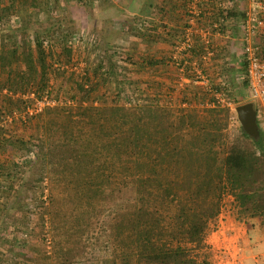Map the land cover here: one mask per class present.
I'll return each instance as SVG.
<instances>
[{
    "label": "trees",
    "instance_id": "16d2710c",
    "mask_svg": "<svg viewBox=\"0 0 264 264\" xmlns=\"http://www.w3.org/2000/svg\"><path fill=\"white\" fill-rule=\"evenodd\" d=\"M69 1L0 0L1 34H13L1 28L9 25L13 16L22 14L23 19L41 5L52 14L42 35H33L32 45L29 29L21 26L16 29L20 45L15 41L0 46V121L16 114L23 128L21 135L11 136L9 126H0V187L7 182L11 194L17 182L11 172L22 175L23 167L36 168L48 177L52 238L43 231L47 213L43 202L30 207L36 197L27 199L23 211L29 221L35 217L41 240L49 236L51 264H208L211 251L205 240L211 225L217 223L225 195L232 197L231 214L236 221L259 219L264 227V128L257 109L259 139L254 141L240 126L229 132V124L237 120L228 107H196L189 103L191 96L185 98L182 93L178 102L171 104L169 97L178 82L163 91L159 80L154 86L151 75L162 67H172L180 74L179 67L171 63L172 53L157 60L139 56L133 49L128 56L124 54L125 65L117 67V48L93 45L86 53L88 65L83 74L70 75L57 89L55 99L50 97L49 76L63 75L69 66H77L81 57L85 59L83 34L70 17ZM93 1L74 0L72 5ZM143 6L144 1L130 0L126 10L135 18L128 21L126 17L120 24L127 26L134 19L137 27L150 20ZM221 16L223 21L232 15L226 10ZM244 20L236 21V31H241ZM137 28L144 32L135 33L139 42L145 36L160 38L150 35L149 28L148 32ZM167 39L173 50L182 37ZM197 45L185 61L197 60L201 73L209 79L203 59L205 46L211 58L215 50L209 43ZM241 65V72L246 73L243 60ZM184 69L186 93H192L195 100L198 92L209 98L207 90H198L189 80V65ZM224 74L221 69L216 78L220 80ZM227 79L230 83L212 81L211 87L233 104H244L246 79L240 84L235 77ZM115 81L122 86L119 84V91L108 102L105 93L98 94V87L108 88ZM62 95L63 101L27 115L36 99L57 101ZM12 149L24 150L22 160L33 161L27 160L23 167L18 161L10 164ZM31 234L30 229L21 228L0 241L14 251L16 246L22 248ZM3 254L0 264H6L1 261ZM13 259L12 264H27L18 256Z\"/></svg>",
    "mask_w": 264,
    "mask_h": 264
},
{
    "label": "rangeland",
    "instance_id": "374dc122",
    "mask_svg": "<svg viewBox=\"0 0 264 264\" xmlns=\"http://www.w3.org/2000/svg\"><path fill=\"white\" fill-rule=\"evenodd\" d=\"M74 0H71L69 3V9L71 11V19H74V21H77V29L82 32L84 35L82 44V49L84 52L82 53L83 57L79 60V64L73 68H70L69 66L66 71H64L63 75L56 76V75H50V82L49 85L53 90L51 91L50 97L52 99H55V95L57 93V89H59V86H64L66 80L70 75H73L74 77L77 75L83 74V69L85 66L87 67V55L86 53L88 51H91L94 47L93 45L98 44V46H103L105 48H117L119 50V57L117 56L115 58L117 67H121L122 65H125L123 62L124 54L125 56H128V53L131 54V50H133L137 42L135 33L140 31L131 20L127 26H115V36L120 37H114L110 34H102V30L99 29L96 25L97 22H99L100 27H102V20L98 18V21H96V14L97 12H104V11H115L116 9H121L120 11H126V6H128L130 0H95L91 2L90 4H76L72 5ZM71 4V5H70ZM125 14V12H124ZM129 14V13H127ZM21 15H17L16 18L13 16L11 18L10 24L6 26L3 25L1 28L8 29L11 31H14L13 34H1L0 33V46L2 44H6L7 42H15L17 41V44L20 45V42H18L19 33L18 30L21 26L28 28L31 37H28L29 40L33 39V35L35 32H38L40 35H42L41 31L48 27L49 18L52 16V14H49L45 7L41 5V8L39 10H35L31 13H26L23 15V19H21ZM54 15V14H53ZM135 18L133 15H131L130 19ZM128 19V21L130 20ZM113 23V22H112ZM116 23V22H114ZM146 31V30H145ZM120 32H126V36L120 35ZM141 33H144L140 31ZM106 33V32H104ZM108 33V32H107ZM113 33V32H111ZM16 38V39H15ZM101 38H103L101 40ZM142 40H144L141 37ZM85 40L87 42H85ZM20 41V39H19ZM142 42V41H141ZM102 43L103 45H101ZM33 44V41L31 40V45ZM52 44V43H51ZM49 45V44H47ZM92 47V48H91ZM141 50L143 49V46L140 47ZM52 50V47L50 48ZM55 49V53H58L59 50ZM143 52V50H142ZM139 56H143L144 54L141 52H138ZM134 55V54H133ZM135 57L138 58V56L135 54ZM91 59V58H90ZM6 62H8V59L5 58ZM91 62V61H90ZM6 69V67H4ZM118 71H121L119 68ZM3 75V72L0 70V76ZM237 79V83L240 84L244 81L245 76L240 77ZM68 86H70V83H67ZM119 81H115L109 86L106 87H98V94L99 93H105L107 98L106 100L109 102L111 96L114 95L116 91H119ZM122 86V84H120ZM201 87V86H200ZM245 92V103L252 102L254 104V107L257 109V104H255L251 98L249 97V93L247 90V87L244 88ZM60 93V92H59ZM31 98L32 95H30ZM65 98L64 95L62 97L60 96L59 99L52 100L48 98L46 100V97H43V99H36L33 103V105L28 110L31 112H27V115H34L36 109L40 106H46L42 102L38 105L40 101H49V106H52L55 104V102L63 101ZM105 101V102H107ZM204 101H201V103ZM46 103V102H45ZM191 105L193 106H200L199 103L194 102L191 100ZM195 103V104H194ZM244 103V104H245ZM242 105V104H233L231 107V111L235 113L234 109L236 106ZM32 108L34 110H32ZM258 110V109H257ZM25 115V114H24ZM23 115V116H24ZM262 116V114H260ZM264 115V114H263ZM22 116V117H23ZM260 117V123L262 122V118ZM258 117V118H259ZM237 120V119H236ZM264 122V120H263ZM9 126L7 130H9V134L11 133V136H17L21 135L23 133V128L20 126L19 116L14 114V116H7L6 119L0 121V126ZM238 126H240L239 122L237 121L232 122L229 124L228 130L231 133L233 130L237 129ZM13 151L9 154H6V158L8 156L10 157L9 161L10 164L22 163L21 166L23 167L25 163L31 162L33 160L29 158H25V160H22V157L24 156L23 151L20 152V150L12 149ZM26 154H28L26 152ZM3 156V157H5ZM32 156V154H31ZM28 157V156H27ZM40 165V164H39ZM23 174L21 175L18 171H12L13 177L17 182L15 184L14 190L9 194L7 191L8 184L7 182H4L2 188L0 187V239H6L10 236L15 235V233H18L20 229H24V231L31 230L32 234L28 235L26 239V242H24V246L22 248H18L16 246V249L14 251L8 250L9 246L6 247L1 243L0 241V253H4L1 258V261L6 264H12L14 262V257L18 256L21 259H24L27 264H51L52 263V257L51 253L52 251H47L44 246L43 239L41 240V234L39 229V224L37 222V225L35 224L36 220L34 218L30 221L28 220L29 216L26 212L23 211V207L26 204L27 199H35V201L30 202V207L38 206L39 203L43 202V204L46 207L47 213L45 214V228L43 231H47L48 234H50L52 238V230H50V219L52 217V189L49 184L48 177L44 174V172H39L36 168H24ZM21 175V176H20ZM41 183V184H39ZM41 185V187H40ZM42 193V196L40 199V194ZM32 201V200H31ZM38 204V205H37ZM222 204H224V209L221 210L220 217H219V229H221V235H217L214 239H210L211 246L207 244V240H205V244L208 247L209 251H211V255L207 259L208 264H264V227L260 223L259 219H249L245 220L243 222H238L234 219V217L231 214V205L232 204V197L229 195H225L222 199ZM27 219V220H26ZM39 220V217H38ZM218 220V219H217ZM234 222H233V221ZM35 221V222H34ZM217 223L214 225L212 224V229H215ZM238 224H242L241 226ZM238 227V228H237ZM49 229V230H48ZM241 230V231H240ZM43 235V234H42ZM20 245V241H15ZM15 248V247H14ZM21 250V251H20ZM16 251V252H15ZM20 251V252H19ZM6 253V254H5ZM10 253V254H9Z\"/></svg>",
    "mask_w": 264,
    "mask_h": 264
},
{
    "label": "crops",
    "instance_id": "0c3cea01",
    "mask_svg": "<svg viewBox=\"0 0 264 264\" xmlns=\"http://www.w3.org/2000/svg\"><path fill=\"white\" fill-rule=\"evenodd\" d=\"M141 1H144L143 7L145 16L147 19H150L149 31H152L150 35L153 34L155 37L156 35H160L159 39L145 36L144 40L140 39V42L137 43L134 49L143 53L146 58L150 57L157 60L169 58L173 51L171 47L172 45L168 41L167 36H182L184 31H190L195 44H198L197 46H201L204 44V41H207L215 50V57L204 61V67L207 74H209V82L212 83L213 81L214 83L221 82V84H225L230 83L227 79L228 77L229 80L233 77L239 79V75H241L240 77H243V74L245 75V73L241 72V69L243 68L241 65L243 55L242 34L241 31H236L235 24L236 21L246 16L248 0ZM120 10L121 9L119 8L115 11L97 12L96 21H98V18L102 20V27H100L99 22H97L96 26L103 31V35L110 34L116 38L120 37L117 35L115 36V33L117 34V32H115L116 29L114 25L117 26L121 20L126 19V17L130 19L131 15H135L130 13L127 15L129 11L126 10L121 12ZM226 10L232 15L231 18L229 16V18L227 17L223 21H220L222 18L221 15L223 12H226ZM221 12L222 14L220 15ZM217 22L218 24H216ZM120 25L121 24L118 26L120 27ZM217 25H220V27H216ZM257 42L260 45L264 56V32L257 38ZM141 46H143V52L140 48ZM221 69L225 70L226 74H224V79L221 78L219 80L216 77ZM165 74L167 76H165ZM179 75L180 74L173 71L172 67H167L166 69L165 67H162L159 68L155 74L151 75L153 76L151 79L154 80L153 84L155 87L159 80L162 90L165 87L173 86V83L175 82L180 84L175 87L174 93L171 91L169 97L171 104L175 105L178 102L181 93L185 98L187 95L191 96V100L194 102L198 101L197 103L199 104H201V99H204L205 101L208 98V96L201 97L200 92H198L196 94L194 93L197 100L193 99L194 97L192 96V93L187 94L185 90L188 80H181L182 78H180ZM173 76H176V78ZM200 88L202 87H199L198 90H200ZM263 114L262 116L260 115L262 118V122L260 123L261 128L262 126L264 128ZM238 225L241 226L242 224Z\"/></svg>",
    "mask_w": 264,
    "mask_h": 264
},
{
    "label": "built area",
    "instance_id": "2783aa9c",
    "mask_svg": "<svg viewBox=\"0 0 264 264\" xmlns=\"http://www.w3.org/2000/svg\"><path fill=\"white\" fill-rule=\"evenodd\" d=\"M150 20L142 21L137 24V27H141L146 30L150 27ZM217 27V26H216ZM264 32V0H248V10L246 12L245 20L241 25L242 42H243V55L242 60L246 65L245 79L247 81V90L251 100L257 104L258 115L264 113V56L262 54L260 45L257 42V38ZM84 37V35H82ZM182 39L173 48L171 63L175 67H179L180 75H184L186 65H189L191 69L192 80L189 79L193 84L201 86L209 92V98L202 102L199 107H213L215 105L228 107L231 109L233 103L229 101L224 93L215 91L209 82V79L201 73L199 68V62L197 60H192L189 64L185 61L187 53L195 49V42L192 38V33L190 31H184L181 36ZM77 42L73 38V44ZM76 44V43H75ZM204 44L208 42L204 41ZM205 54L203 56L204 61L211 58L212 53L208 50L207 45L205 46ZM182 63V66L180 65ZM181 80H188L182 76ZM182 82V81H180ZM187 82V81H186ZM180 85V84H179ZM47 100V98H46ZM40 101L38 105L42 102L45 105H49V101ZM46 102V103H45ZM186 106V104H185ZM43 106L39 105L36 109L35 114L43 109ZM29 110V109H28ZM32 110H34L32 108ZM29 112V111H28ZM32 111L29 113L31 114ZM224 207L222 208V210ZM220 217V216H219ZM219 217L218 224L212 229L208 234L206 240L207 244L211 246L210 239H214V236L221 235V229H219ZM222 223V222H220ZM44 246L47 251L51 250V240L47 235L44 239Z\"/></svg>",
    "mask_w": 264,
    "mask_h": 264
},
{
    "label": "water",
    "instance_id": "95a60500",
    "mask_svg": "<svg viewBox=\"0 0 264 264\" xmlns=\"http://www.w3.org/2000/svg\"><path fill=\"white\" fill-rule=\"evenodd\" d=\"M242 131L254 141L259 139L257 112L252 102L238 105L234 109Z\"/></svg>",
    "mask_w": 264,
    "mask_h": 264
}]
</instances>
